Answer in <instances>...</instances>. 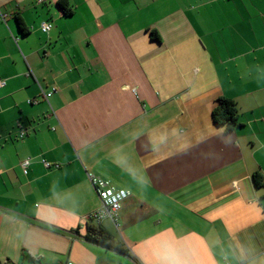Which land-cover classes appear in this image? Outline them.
<instances>
[{"label": "crops", "instance_id": "1", "mask_svg": "<svg viewBox=\"0 0 264 264\" xmlns=\"http://www.w3.org/2000/svg\"><path fill=\"white\" fill-rule=\"evenodd\" d=\"M0 81V264H264V0H0Z\"/></svg>", "mask_w": 264, "mask_h": 264}, {"label": "trees", "instance_id": "2", "mask_svg": "<svg viewBox=\"0 0 264 264\" xmlns=\"http://www.w3.org/2000/svg\"><path fill=\"white\" fill-rule=\"evenodd\" d=\"M59 6L66 15L71 14V9L66 1L59 3ZM16 20L21 31L24 32L25 29L23 28V20L19 13L16 14ZM239 116L240 114L237 104L233 100L226 97H221L219 99L218 105L213 110L214 123L218 126H224L226 131H233L240 125ZM253 183L256 188L261 187L264 183L263 176L260 173H255L253 176ZM87 231L88 239L121 253H126L123 244L114 234L105 230L102 225L88 223Z\"/></svg>", "mask_w": 264, "mask_h": 264}, {"label": "built area", "instance_id": "3", "mask_svg": "<svg viewBox=\"0 0 264 264\" xmlns=\"http://www.w3.org/2000/svg\"><path fill=\"white\" fill-rule=\"evenodd\" d=\"M51 28L52 24L49 22L42 23L41 25V30L44 33H48ZM4 84L5 83L3 81H0V87ZM54 91L55 89L49 93L43 92L44 98L48 101ZM24 134L25 132L22 131L20 136L23 137ZM28 165L29 161H24L22 163V168L24 169L25 173ZM91 180L102 204V207L93 213L91 219L95 225H102L105 220H110L112 223H114L115 227L118 228V213L121 210L124 200H126L131 195L130 191L125 189H117L108 181L97 176L92 175Z\"/></svg>", "mask_w": 264, "mask_h": 264}]
</instances>
